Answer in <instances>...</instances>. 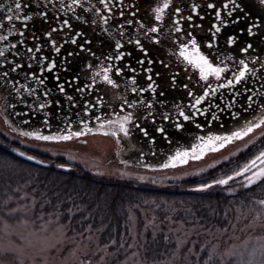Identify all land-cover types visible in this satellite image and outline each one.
Masks as SVG:
<instances>
[{
	"label": "snow or ice",
	"instance_id": "1",
	"mask_svg": "<svg viewBox=\"0 0 264 264\" xmlns=\"http://www.w3.org/2000/svg\"><path fill=\"white\" fill-rule=\"evenodd\" d=\"M258 6L264 10V0H258ZM148 15L150 19L141 15L138 0H0V111L11 109L16 116L25 117L26 125L42 113V124L50 132L55 109L64 107L62 99L71 110L89 90L110 87L119 92L118 110L113 108L115 118L96 116L100 128L108 129L102 134L119 140L121 135L130 138L138 129L151 144L156 140L142 122H159L156 132L171 143L166 123L182 131L186 123L201 129V117L208 123L219 121L220 114L226 112L238 120L241 109L262 114L256 122L248 121L228 136H197V143L175 151L163 168L187 164L189 159L200 160L208 152L219 151L225 144L264 128V14L253 15L246 0H153ZM94 36L108 42L107 51L97 50ZM153 52L160 54H150ZM81 57L85 59L81 71L87 70V83H82L79 73L68 75L73 62ZM181 75L190 83H178ZM49 77L54 87L49 86ZM165 77L170 89L179 87L185 94L174 105L161 99L166 95L160 83ZM237 104L240 107L233 111ZM18 105L28 111H17ZM97 106L105 107L102 98L83 107L87 111ZM80 123L85 130L72 131L69 119L62 134L45 135L33 130L21 131L20 135L39 141L71 140L92 131L84 120ZM18 154L25 156L24 152ZM26 159L44 164L33 155ZM57 167L66 168L64 164ZM237 180L240 188L233 186ZM253 186L264 187V151L233 174L201 183L192 191L204 193L219 188L226 193L225 198H232ZM37 203L33 197L31 205L13 212L35 211ZM45 203L51 205L52 201ZM252 203L259 206V220L264 215V199H252ZM43 207L41 204V211ZM61 207L56 205L48 214L47 224H56L57 231L66 236L72 218L82 209L72 203L65 213ZM65 215L67 223L62 224ZM39 218L43 220L44 215ZM86 231L91 233V227ZM188 236L185 231L184 238L177 239L175 256L165 264L185 259L180 253L188 247ZM111 243L115 245L116 241ZM188 254L195 264H264V243L245 252L224 251L208 243L197 251L193 243ZM133 255L139 257L140 253ZM146 261L147 255L134 260V264ZM152 264H159L155 257Z\"/></svg>",
	"mask_w": 264,
	"mask_h": 264
},
{
	"label": "trees",
	"instance_id": "2",
	"mask_svg": "<svg viewBox=\"0 0 264 264\" xmlns=\"http://www.w3.org/2000/svg\"><path fill=\"white\" fill-rule=\"evenodd\" d=\"M261 151H264V139H256L248 149L201 177L178 183L150 184L99 176L62 157H51L22 147L0 135V214L5 215L22 203L31 205L34 197L38 203L35 211L28 213V219L39 227L48 221V214L56 205H62L60 210L66 213L74 203L82 211L72 218L68 237L91 236L101 249L127 255L136 235L141 259L147 255V264H152L153 257L159 264H165L173 259L178 247L180 233L175 232L177 227H195L202 233L231 230L243 212L257 206L252 199H264V187L261 186L242 190L232 198H225L226 193L219 188L204 193L192 191L201 183L233 174ZM19 152H24L25 156H20ZM28 155L43 160L44 164L27 160ZM58 164H64L66 168H59ZM233 186L240 188L239 180ZM49 199L51 205L45 203ZM41 204H44L42 211ZM41 214L43 220L39 218ZM134 217H137L136 230L133 229ZM13 218L20 219V216L17 214ZM154 219L160 224L159 230L150 227L141 237L147 222ZM61 223H67V215ZM89 227L91 233L86 231ZM113 240L115 245L111 243ZM195 245L198 251L201 245ZM188 247L180 253L185 259L177 260L176 264H195L194 258H188Z\"/></svg>",
	"mask_w": 264,
	"mask_h": 264
},
{
	"label": "rangeland",
	"instance_id": "3",
	"mask_svg": "<svg viewBox=\"0 0 264 264\" xmlns=\"http://www.w3.org/2000/svg\"><path fill=\"white\" fill-rule=\"evenodd\" d=\"M140 9L142 15H146L147 10L150 11L147 8ZM10 127L0 113V135L19 143L22 147L51 157H62L69 163L81 166L96 175L99 172L104 173L99 176L150 184L178 183L201 177L248 149L256 139H264V128H258L243 140L225 144L219 151H210L200 160L189 159L187 164H178L175 168H142L124 164V157L118 153L129 146V138L121 135L117 140L111 135H103L107 128L87 132L86 135L73 137L71 140L39 141L24 137L20 135V131ZM24 205L25 203H22L17 208H23ZM253 208L256 211L249 209L243 212L239 220L232 224L231 230L202 233L195 227L180 226L177 229L181 230L176 229L175 232L180 233L179 238H184L185 231L189 233L187 238L189 247L193 243L201 246L208 243L210 247L218 245L224 251L232 249L237 252H245L246 249L250 251L264 243V215H261L259 220L256 219L260 209L258 205ZM29 212L30 210L15 212L11 210L5 215L0 214V264H134V260H142L140 256L133 255L137 252V247L130 246L131 251L125 255L101 249L96 239L92 237L89 240L88 237L62 235L57 231L56 224H47V221L36 227L28 219ZM17 214L20 219H12ZM133 221V229L136 230L137 217H134ZM150 227H153L152 230H159L160 224H157L155 219L147 222L141 237L145 236ZM134 243L137 245L136 235L132 244Z\"/></svg>",
	"mask_w": 264,
	"mask_h": 264
},
{
	"label": "water",
	"instance_id": "4",
	"mask_svg": "<svg viewBox=\"0 0 264 264\" xmlns=\"http://www.w3.org/2000/svg\"><path fill=\"white\" fill-rule=\"evenodd\" d=\"M249 10L253 15H261L264 14V10H261L258 6V0H246ZM36 27L39 28L40 25L36 24ZM228 31H232L229 29ZM258 42V40H257ZM100 51H107L106 49ZM85 63V59L83 57L77 58L72 66L71 72L68 75H72L75 73H79L81 75L82 83H87V70L81 71L83 65ZM190 83L189 81H178ZM162 84V88L165 91L164 99L168 102L169 105H174L176 102L181 101L185 98L184 91L181 88H177L175 90L170 89L168 86V81H160ZM49 86L54 87V81L51 77H49ZM198 91V89H197ZM119 92L111 89L110 87H104L103 91L99 87L93 92L89 90L86 92L81 98H79V103L77 107L69 110L67 101L63 100L62 103L64 105L63 109H55L53 118H52V127L51 131L45 128L42 124L43 114L35 115L32 117L31 124L26 125L23 123L25 119L24 116H16L11 109L8 111H0L8 125L11 128H14L17 131H33L40 130L45 135H58L63 133V129L65 124L68 123L69 119L71 121L72 131H83L85 130L83 124L80 123L81 120H84L88 127L95 131L100 128L101 121L96 120V116H112L115 118L113 113V108H117L119 101ZM98 98H102L105 104V107H95L88 108L87 111L84 110V105L87 103L96 104ZM223 106V105H222ZM240 105L237 104L236 108L233 111H236ZM55 108V106H54ZM17 111L23 110L28 111L27 108H24L23 105H18ZM118 110V108H117ZM88 113H91V117L88 116ZM221 119L215 122L210 123V127L208 123L205 122V119L201 117L199 119V123L202 124L201 129H197L194 124L186 123L185 127L182 131H177L170 124H164V127L167 130L169 139L171 143L164 140L163 137L156 132L157 125H153L150 122H142V127L147 128L150 137H154L156 140L155 144H151L149 142V138L144 137L143 134L137 129L133 132L131 137L129 138V146L123 153V157L125 159V163L131 166H137L142 168H155L162 167L164 163L168 162V158L171 155L175 154L177 150H183L188 148L191 144L197 143L196 137L199 135H219V136H228L233 131H238L245 127L248 121H255L261 113L259 111H254L252 109L240 111L239 119L233 118L227 112L224 114H220ZM63 121V123H62ZM152 152H155V155H152Z\"/></svg>",
	"mask_w": 264,
	"mask_h": 264
},
{
	"label": "flooded vegetation",
	"instance_id": "5",
	"mask_svg": "<svg viewBox=\"0 0 264 264\" xmlns=\"http://www.w3.org/2000/svg\"><path fill=\"white\" fill-rule=\"evenodd\" d=\"M152 3H153V0H138L139 7H141V8L150 9ZM148 13L149 12L147 10V12L145 13L146 15H142V14L141 15L144 16L145 19H150ZM204 24H205V26H207L208 25V21L205 20ZM89 34L91 35V32ZM93 38H94V41H95V46L97 47L98 51L103 50V49L108 50V42L107 41H103V37L94 36ZM102 41H103V43H101ZM150 54L159 55L160 53L153 52V53H150ZM161 81H167V78L165 77ZM179 81H187V80L185 79V77L183 75H181ZM118 101H119V99H118Z\"/></svg>",
	"mask_w": 264,
	"mask_h": 264
}]
</instances>
